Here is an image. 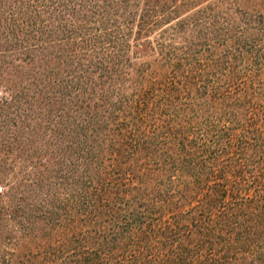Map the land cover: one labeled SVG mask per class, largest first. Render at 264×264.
Segmentation results:
<instances>
[{
	"label": "trees",
	"instance_id": "16d2710c",
	"mask_svg": "<svg viewBox=\"0 0 264 264\" xmlns=\"http://www.w3.org/2000/svg\"><path fill=\"white\" fill-rule=\"evenodd\" d=\"M188 3L0 0V264H264V77L193 103Z\"/></svg>",
	"mask_w": 264,
	"mask_h": 264
},
{
	"label": "rangeland",
	"instance_id": "374dc122",
	"mask_svg": "<svg viewBox=\"0 0 264 264\" xmlns=\"http://www.w3.org/2000/svg\"><path fill=\"white\" fill-rule=\"evenodd\" d=\"M190 1L188 7L178 15L187 19L185 22L187 25L183 32L175 26L179 32L175 41L178 45L187 47L183 52L187 55V60L197 64L198 68L205 69L199 79L203 82L204 88L199 85V92H195V88L190 90L193 103L201 102L204 94L219 89L224 83L223 74L228 71L239 72L240 78H244L246 74L255 75L256 72H259L260 78L264 77V30L261 32L250 30L245 33L247 42L238 35L243 30L242 23L239 22L243 18L239 14L246 18L251 17L252 20L260 17L264 26V0ZM175 24L177 22L172 23ZM227 39L230 41L223 44ZM258 103L264 111V91ZM42 242L38 240L36 243ZM47 251L51 252V249ZM49 260L51 259H45L43 262L60 264V252L56 253L53 261Z\"/></svg>",
	"mask_w": 264,
	"mask_h": 264
}]
</instances>
